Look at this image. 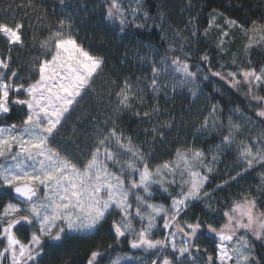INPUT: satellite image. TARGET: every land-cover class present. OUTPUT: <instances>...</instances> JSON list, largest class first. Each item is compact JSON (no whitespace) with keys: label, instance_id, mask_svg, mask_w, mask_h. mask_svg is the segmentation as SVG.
<instances>
[{"label":"snow or ice","instance_id":"obj_1","mask_svg":"<svg viewBox=\"0 0 264 264\" xmlns=\"http://www.w3.org/2000/svg\"><path fill=\"white\" fill-rule=\"evenodd\" d=\"M18 6L25 16L28 10L35 13L45 31L38 40L40 54L29 66L32 74L22 80L23 74L10 65L13 47H25V23L0 21V38L8 51L0 55V120L14 110L20 117L19 123L0 126V197L6 201L0 203V264H43L46 249L61 248L72 239L102 241L106 236L117 246L126 242L130 249L151 254L146 262L124 253L108 264H264V255L256 252V242L264 248V171L258 173L255 189H239L223 200L214 195L246 174L264 170V65L258 67L250 58L237 63L234 54L228 65L219 62L215 68L207 53L192 62L185 34L174 30L171 40L161 36L168 41L163 58H146L148 75L125 76L118 83L103 77L105 57L78 40L70 15L53 23L48 9L36 0ZM145 9L143 0H104L103 16L127 35L128 28H145L150 19ZM158 18L162 21L163 13ZM213 27L219 33L216 48L224 55L235 39L234 29L242 34L246 56L264 48V19L245 24L213 9L203 36ZM196 34L194 26L191 36ZM209 76L248 101L247 109L236 106L227 116L219 104L208 107L200 129L220 133L214 147L184 144L171 159L150 165L151 153L107 113L104 121L93 118L87 152L70 155L56 143L86 98H102L96 89L102 78L116 117L128 111L149 123L157 120L145 133L153 142H163L173 118L159 120V97L186 89L195 99L202 91L198 81ZM148 91L157 102L142 111ZM225 149L235 151L238 170L221 177L222 183L209 191L206 186ZM157 192L169 202H155ZM196 202H203L204 214L191 211ZM202 240L210 242L211 251ZM108 249L115 250L112 244L107 249L97 244L86 264H105Z\"/></svg>","mask_w":264,"mask_h":264},{"label":"trees","instance_id":"obj_2","mask_svg":"<svg viewBox=\"0 0 264 264\" xmlns=\"http://www.w3.org/2000/svg\"><path fill=\"white\" fill-rule=\"evenodd\" d=\"M36 2L48 9V18L53 23L57 17L70 15L78 40L84 44L85 48L105 57L106 68L103 77L111 76L118 83L125 76L135 79L138 76L148 75L146 58L152 57L157 60L163 58V53L168 49V41L162 40L161 36H167L171 40L174 30H180L185 34V51H190L192 62H199V56L207 53L212 57L215 68L219 62L228 65L234 54L237 63L250 58L254 65L258 67L264 65V48H256L246 56L243 50L244 40L238 29L232 30L235 39L229 45L228 55L217 50L216 42L219 33L214 27L207 37L203 36V30L208 26L209 13L213 9L247 24L251 20L264 19V0H191V6H189V0H143L150 19L143 29H126L127 35L120 33L115 25L104 19V0H65L64 5L60 4V0H36ZM24 3L25 0H0V21L10 23L17 20L25 23V47H13L10 65L18 74H23L22 80H26L32 74L29 66L33 58L40 54L38 40L43 38L45 31L34 19L35 13L28 10L29 15L25 16V11L18 6ZM160 13L164 15L162 21L158 18ZM217 22L222 24L223 17H219ZM29 23L31 27H28ZM194 26L197 34L192 37L191 31ZM33 37H36L37 41H34ZM0 55H8L7 43L3 38H0ZM104 78L96 82L97 93L102 98L96 95L86 98L57 138L56 143L61 149L66 148L70 155L87 152L92 144L93 118L104 121L107 119L106 113L111 114L120 128L151 153L150 165H155L171 159L175 148L181 145L195 143L199 147L208 149L220 143V133L200 129L201 120L210 105L219 104L225 116L236 106L241 109L248 108V101L244 95L226 88L218 78L209 76L208 80L198 81L202 91L195 99L186 89H177L176 93L169 92L167 96L159 97L161 109L159 120L164 121L172 117L173 128L164 131L163 142L159 140L153 142L152 136L147 135L145 129H150L157 120L154 119L149 123L128 111L122 112L117 118L112 106L108 104ZM144 99L145 105L142 111L150 110V106L157 102L150 91L146 92ZM236 115L238 114L233 113L234 117ZM19 122L20 117L16 110L8 118L0 120L1 125ZM74 128L75 131H73ZM217 168L218 171L210 176L209 185L206 186L209 191L214 189L216 184L222 183L221 177L234 174L238 170L233 149L224 150ZM260 171L264 170L256 169L246 174L237 184L226 187L223 192H215L214 195L217 199L223 200L239 189H255L260 183L258 175ZM154 201L168 203L164 195H156ZM4 202H6L5 199L0 197V203ZM191 211L202 215L207 209L203 202H196ZM18 235L23 237L24 233H18ZM99 243H103L105 249L108 248V244H112L115 249L114 251L108 249L105 258L119 252L123 254L129 252L126 243L121 242L117 246V242L111 236H106L102 241L99 237L77 238L68 241L61 248L51 251L46 249L47 255L44 257L43 264H85L89 252ZM201 244L208 247L209 251L212 250L209 241L202 240ZM256 252L258 256L264 255V248L259 242H256ZM149 257L150 255L145 254L143 260L147 262Z\"/></svg>","mask_w":264,"mask_h":264},{"label":"rangeland","instance_id":"obj_3","mask_svg":"<svg viewBox=\"0 0 264 264\" xmlns=\"http://www.w3.org/2000/svg\"><path fill=\"white\" fill-rule=\"evenodd\" d=\"M0 126H2V125L0 124ZM154 191H155V189H154ZM156 195H160L161 196L162 194L160 192H157ZM155 202H157V201H155ZM162 203H164V202H162ZM157 238H160L159 235L157 236ZM122 243H126V242H122ZM126 245L128 246V249H129L128 254L131 255V256H135V257L144 259V255L145 254L151 255L150 253H144L141 250L130 249L129 245L127 243H126ZM117 255H121L122 256L124 254L119 252L118 254H116L114 256H112V255L108 256L107 258H105V264H108V261L111 260V259H114ZM124 264H138V261H136V262L128 261V262H124Z\"/></svg>","mask_w":264,"mask_h":264},{"label":"water","instance_id":"obj_4","mask_svg":"<svg viewBox=\"0 0 264 264\" xmlns=\"http://www.w3.org/2000/svg\"><path fill=\"white\" fill-rule=\"evenodd\" d=\"M86 264V263H85Z\"/></svg>","mask_w":264,"mask_h":264}]
</instances>
